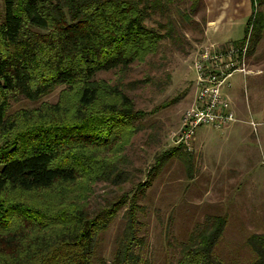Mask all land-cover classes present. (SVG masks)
Listing matches in <instances>:
<instances>
[{
    "label": "trees",
    "instance_id": "16d2710c",
    "mask_svg": "<svg viewBox=\"0 0 264 264\" xmlns=\"http://www.w3.org/2000/svg\"><path fill=\"white\" fill-rule=\"evenodd\" d=\"M251 2L250 54L264 30L256 10L264 0ZM180 3L2 0L0 264H148L141 198L166 163L190 161L191 154L181 146L166 150L134 185L127 150L146 113L128 94L131 83L96 77L124 75L178 38L201 0H189L184 10ZM57 88L54 103L42 102ZM19 100L39 104L11 113ZM119 214L121 229L105 258L103 235ZM226 223L212 216L197 224L178 245L175 264H264V234L249 235L244 261L218 253Z\"/></svg>",
    "mask_w": 264,
    "mask_h": 264
},
{
    "label": "rangeland",
    "instance_id": "374dc122",
    "mask_svg": "<svg viewBox=\"0 0 264 264\" xmlns=\"http://www.w3.org/2000/svg\"><path fill=\"white\" fill-rule=\"evenodd\" d=\"M189 5V0H182L180 9ZM256 10L264 15V4L257 5ZM209 17L206 0H201L196 16L191 22L182 23L183 29H177L178 38L163 41L156 56L133 64L124 75L108 72L96 77L110 83L118 79L131 83L133 88L128 89V94L136 109L146 113L141 133L132 139L127 150L128 173L134 185L146 180L158 155L176 147L173 135L196 94L192 68L196 53L205 45L244 41L252 13L240 23V28L238 23L232 28L229 38L201 35ZM262 34L264 37V30ZM261 40L247 59L248 67L262 71L261 74L246 79L240 76L237 81V77L233 78L232 82L237 83L224 90L242 123L220 132L197 129L201 138L188 150L190 161L166 163L142 196L144 212L140 218L146 239L143 257L148 264H175L180 252L178 245L206 217L227 218L218 253L230 261L246 260L249 253L245 241L249 235L264 234V38ZM60 90L57 88L42 102L54 103ZM38 104L19 100L12 103L10 112ZM125 187L130 188L131 184ZM98 190L102 193L103 186L99 185ZM121 216L103 235L105 258L111 256L113 241L121 229Z\"/></svg>",
    "mask_w": 264,
    "mask_h": 264
},
{
    "label": "built area",
    "instance_id": "2783aa9c",
    "mask_svg": "<svg viewBox=\"0 0 264 264\" xmlns=\"http://www.w3.org/2000/svg\"><path fill=\"white\" fill-rule=\"evenodd\" d=\"M251 29L244 41L225 45L203 46L192 61L196 94L184 112L179 129L174 133V145L191 149L196 130L209 126L223 131L237 122L230 99L224 90L231 87L232 78L249 75Z\"/></svg>",
    "mask_w": 264,
    "mask_h": 264
},
{
    "label": "crops",
    "instance_id": "0c3cea01",
    "mask_svg": "<svg viewBox=\"0 0 264 264\" xmlns=\"http://www.w3.org/2000/svg\"><path fill=\"white\" fill-rule=\"evenodd\" d=\"M206 4H207V8H208V11H209V14L211 15V17H209V19L207 18L206 28L204 30L205 34H203L204 36L202 35L204 38H229L230 37L229 33L232 30V28L234 26H236L237 23H238L237 26L240 28V25H241L240 23L244 22L246 20L248 13L249 12L252 13V10H253L251 0H206ZM240 19H241V21H240ZM224 29H227V30H225V32H224L223 31ZM219 34H222V35H219ZM262 38H264V37L262 36ZM260 42H262V40ZM228 43H238V42L227 41V43H224V44H228ZM220 45H222V44H220ZM248 69H249V73H250L249 75L243 77L242 75L237 74V76L235 75L233 78L237 77L236 78V81H237V79H239L240 76H242L243 79H246L248 76L249 77L259 76L262 72V71H258V70L252 71L249 67H248ZM233 78H232V80H233ZM236 83L237 82H235V81L231 82L230 89ZM226 94L228 95V97L230 99L229 93L226 92ZM233 112H234V110H233ZM234 114H235V112H234ZM236 120H237V122L230 125L225 130H230V129L234 128L235 126L239 125L240 123H242L240 121L239 117H237ZM200 128H205L206 129L205 132H207L209 130L220 132V131L214 130L213 128H211L209 126H201ZM200 128H198V129H200ZM197 131L198 130H196V132ZM203 134H205V133L203 132L202 135ZM200 138L201 137H198L197 133H195V136L192 140V142H193L192 145L195 144L197 139H200Z\"/></svg>",
    "mask_w": 264,
    "mask_h": 264
}]
</instances>
